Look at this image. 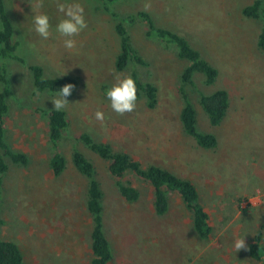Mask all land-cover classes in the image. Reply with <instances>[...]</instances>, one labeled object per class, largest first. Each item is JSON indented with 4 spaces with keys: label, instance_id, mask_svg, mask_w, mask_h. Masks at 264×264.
<instances>
[{
    "label": "rangeland",
    "instance_id": "rangeland-1",
    "mask_svg": "<svg viewBox=\"0 0 264 264\" xmlns=\"http://www.w3.org/2000/svg\"><path fill=\"white\" fill-rule=\"evenodd\" d=\"M255 0H121L114 9L123 17L145 11L156 24L185 36L219 71L213 86L195 76L186 86L197 110L198 128L218 139L213 150L199 148L182 130L179 115L183 101L180 75L186 63L161 42L146 37L139 20L129 26L133 44L148 62L138 67L140 78L159 88V103L149 110L143 101L123 116L115 113L106 92L130 76L119 73L115 59L119 40L115 22L98 0H5L16 27L18 55L28 65L43 67L46 78L71 76L78 82L70 97L69 128L60 142L67 170L55 178L49 168L53 150L48 142L47 120L38 109L54 108V94L33 86L27 66L9 63L10 111L6 117L7 141L14 151L30 158L27 167L11 165L0 190V239L17 243L25 264H90L92 218L86 209L87 180L75 169L71 157L79 149L95 164L104 191L105 231L113 250L110 264H261L248 250L236 252L234 241L244 238L248 248L261 232L264 239V55L256 42L261 21L242 15ZM59 3H80L88 27L75 37L69 51L56 25L64 19ZM46 14L51 36L34 31L32 18ZM223 89L230 106L224 122L211 127L199 105L201 93ZM1 90V85H0ZM102 111L104 122L95 119ZM126 151L143 166L159 165L197 187L213 227L212 238L201 240L192 227L191 213L178 195L163 217L155 214L153 188L127 176L141 192V200L128 204L120 196L108 164L88 150L79 136Z\"/></svg>",
    "mask_w": 264,
    "mask_h": 264
},
{
    "label": "trees",
    "instance_id": "trees-1",
    "mask_svg": "<svg viewBox=\"0 0 264 264\" xmlns=\"http://www.w3.org/2000/svg\"><path fill=\"white\" fill-rule=\"evenodd\" d=\"M98 1L115 22L114 30L119 40L115 69L119 73L132 69L130 76L136 82L137 101H143L149 110H155L159 103V88L154 83L142 81L137 69L148 66V62L135 48L129 31V26L139 20L147 28L146 37L157 40L172 49L177 58L186 63L180 75L181 86L179 87L183 101L179 121L184 134L193 139L201 149H216L217 137L212 133L202 132L198 128L197 110L190 100L186 86H194L196 75L203 76L207 86H213L219 77L217 68L185 36L156 24L150 13L139 11L123 17L114 9V5L121 0ZM242 15L262 22L256 45L264 55V0H255L251 5L246 6L242 10ZM18 49L16 27L8 14L5 0H0V190L3 177L11 165L27 167L30 163L26 153L14 151L7 141L5 124L10 111L11 96L9 63L14 61L27 66L32 75L33 86L36 91H40V94H55L68 83L76 87L78 85L77 80L71 76L46 78L43 67L28 65L26 60L18 55ZM199 105L207 116L210 126L218 127L227 116L230 106L229 94L223 89L212 93H201ZM37 112L47 120L48 142L53 150L49 168L55 178H60L68 166L66 157L60 151V142L69 128L67 113L64 110L55 111L54 108H41ZM78 139L88 150L108 164V172L116 180L117 190L126 203L136 204L141 200V192L131 182H123L127 176L137 178L152 186L153 207L158 217L169 213L170 196L178 195L184 209L192 215V227L197 237L204 241L212 238L213 227L210 224V216L201 203L196 185L191 180L182 178L159 165L143 166L130 153L115 150L111 144L98 142L89 134L83 133ZM71 161L77 172L87 180L86 209L92 218L90 264H110L114 254L105 231L104 191L97 178L96 166L79 149L73 150ZM248 254L251 259L264 264V239L261 232H258L249 243ZM0 264H25L24 253L17 243L0 239Z\"/></svg>",
    "mask_w": 264,
    "mask_h": 264
},
{
    "label": "clouds",
    "instance_id": "clouds-1",
    "mask_svg": "<svg viewBox=\"0 0 264 264\" xmlns=\"http://www.w3.org/2000/svg\"><path fill=\"white\" fill-rule=\"evenodd\" d=\"M43 7V0H38L35 4V8L39 9ZM151 8L150 3L144 5L145 11ZM57 9L60 13L64 14L62 19L56 25V32L62 37L63 46L65 49L71 51L76 48L77 42L75 37L84 31L88 25L85 19V9L80 3H59L57 2ZM34 24V31L42 39L47 40L51 36V25L49 17L46 14H35L32 18ZM75 85L72 83L65 84L59 91H56L51 102L55 111H61L68 105L67 97H70L75 90ZM36 94L39 96L40 91L37 90ZM106 97L110 101L112 110L120 116L126 113H131L136 108L137 102V87L136 82L131 76H127L123 79L117 77V82L106 92ZM95 119L104 122V114L102 111H96ZM234 249L236 252L241 250L247 251L246 242L244 238L236 239L234 241Z\"/></svg>",
    "mask_w": 264,
    "mask_h": 264
}]
</instances>
